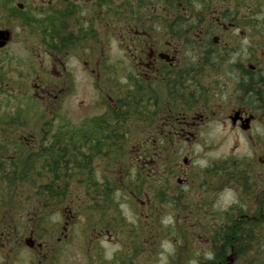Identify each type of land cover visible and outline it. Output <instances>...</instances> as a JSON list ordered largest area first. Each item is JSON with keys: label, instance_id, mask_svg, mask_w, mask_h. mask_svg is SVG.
<instances>
[{"label": "flooded vegetation", "instance_id": "flooded-vegetation-1", "mask_svg": "<svg viewBox=\"0 0 264 264\" xmlns=\"http://www.w3.org/2000/svg\"><path fill=\"white\" fill-rule=\"evenodd\" d=\"M70 60L80 63L88 86L95 81V105L101 110L78 121L66 107L77 90L75 73L66 66ZM106 66L116 69L114 94ZM15 89L51 107L48 113L58 125L103 116L105 127L118 134L110 140L117 154L124 153V138L115 129L145 127L144 137L127 138L139 176L173 192L168 199L178 205L184 190H197L196 203L204 210L200 224L254 223L264 232V0H0V127L4 123L10 133L9 96ZM220 92L237 97L224 117L232 129H259L256 194L242 175L222 177L220 161L195 172L186 159L179 165L159 146L195 142L197 130L220 124L214 99ZM43 140L0 136V159H12L13 141L34 150ZM110 156L115 152L101 159ZM230 190L233 201L217 206L220 194ZM25 217L3 225L0 264H53L52 243L61 238L43 232V218Z\"/></svg>", "mask_w": 264, "mask_h": 264}, {"label": "rangeland", "instance_id": "rangeland-1", "mask_svg": "<svg viewBox=\"0 0 264 264\" xmlns=\"http://www.w3.org/2000/svg\"><path fill=\"white\" fill-rule=\"evenodd\" d=\"M261 5L256 4V8H261ZM256 14L259 15V13ZM19 61L26 62V60ZM14 62H18V60H14ZM66 66L73 69L77 83L75 95L66 100L67 109L69 108L74 113V119L77 121L99 114L101 110L95 105L98 95L94 86L95 81H92V86L87 85L88 79L81 71L82 68L78 61L70 60L68 63L66 62ZM92 67H96V65L93 64ZM14 72L17 71L14 70ZM106 72L108 77L111 74L110 78L112 79H108V82L111 84L114 94L117 92L118 83L115 75L116 69L106 66ZM16 76L19 77V74L14 73L13 78L15 79ZM94 79L93 77L92 80ZM17 89L13 90L12 95L9 96L12 98L10 100L11 108L26 107L27 111L21 112V114L24 119H28L27 122L35 131L39 129L40 126L37 122L40 121H48L52 125L57 124L54 119H51L53 116L48 113V111H52L51 107L46 109V106L30 102L32 95L28 98L24 97L26 101L20 99L23 96L17 98L19 96ZM214 99L220 105L218 107L220 124L209 125L197 130L198 138L195 142L161 144L159 146L163 149L164 156L166 153L169 154V157L176 160L179 165L183 164V159H186L188 169L195 172H200L209 164H216L220 161L222 177L232 176V174L236 177L242 175L245 177L244 184H248L252 188L253 194L254 192L256 194L255 186L252 184L255 180L256 184L260 185L258 173L260 170V161L258 160L260 147L257 144L259 143V134L256 131L259 129H251L252 132L232 129L224 117L229 109L236 104L237 97L220 92ZM209 106L211 107V105ZM30 114L32 117L29 116ZM73 126L76 127L77 124ZM26 129L27 127L24 130L28 131ZM120 131L122 136H126L130 140L133 135L144 137L148 129L145 127L135 129L125 125ZM249 135L253 136L255 143L250 140ZM129 147L131 150V146ZM105 152L108 151L105 149ZM110 158L112 157L110 156ZM97 161L101 162L99 159ZM117 163L120 167L123 166L122 175H117L115 180L109 178L111 182H114L113 194L110 195V199L116 204L117 210L109 211L103 218L102 215L99 216L93 212L87 219L88 211L86 212L83 205L88 203L83 196L77 200L78 203L68 202L58 208L56 204H53L57 201L52 200L50 206L43 207L41 212L44 211L46 214L45 220L46 224L48 223L47 226L45 225V229L48 230L45 231L54 234L55 238H61L57 243L52 241L55 246V258L51 259L50 257L53 264H183V262L196 264L199 259L204 261L210 259L212 257L210 238L199 233V226L202 223L200 224L197 218L204 210L196 203L197 190L193 192L184 190V198L180 199V205H178L168 199L169 196L174 195L173 192H165L164 187H154L152 180L147 179L148 177L146 178L145 175L139 176L135 172L133 185H129L127 180L129 174L124 172L123 162L118 161ZM96 165H98L97 162ZM122 178L123 183L119 182ZM173 185H175L174 181ZM80 186L76 184V188L82 189ZM153 188H157L156 196ZM76 193L77 191L74 192V194ZM234 194L233 190L222 192L216 201L217 206L229 205L234 199ZM11 197L13 199L9 198L8 202L0 203V211L2 210L0 220L3 217V221L6 222L19 216L26 218L25 216L31 214V208L27 207L29 204H21L23 198L27 200L25 191L15 190ZM30 216H36V214ZM115 218L119 220L120 230L118 231L109 227L113 226ZM101 222L104 223V227ZM63 235L66 237L64 238ZM50 248L54 247L50 246ZM229 258L230 264H239L232 255Z\"/></svg>", "mask_w": 264, "mask_h": 264}, {"label": "trees", "instance_id": "trees-1", "mask_svg": "<svg viewBox=\"0 0 264 264\" xmlns=\"http://www.w3.org/2000/svg\"><path fill=\"white\" fill-rule=\"evenodd\" d=\"M20 97L22 96H17V98ZM20 99L26 101L24 97ZM29 101L38 103L33 98ZM26 111V107L13 108L11 133L3 123L0 127V136L8 137L10 134L13 138L36 136L44 140L39 148L34 150L27 149L23 143L13 141L12 159H0V168L2 171H7V175H4L2 171L0 173V190H2L0 203L4 204L9 201V198L13 199L11 196L15 190L25 191L27 200L23 198L21 204H29L27 207L32 210L27 217L44 219L40 221L44 233H47L48 229H45V225L47 226L48 223L46 224L45 220L46 214L41 211L43 207L50 206L52 200H56L57 202L53 204L60 207L68 202L78 203L77 200L83 196L88 203L83 205L86 212L88 211L87 219L93 212L99 216L102 215L103 218L109 211L117 210L116 204L110 199L114 182L109 180V178L115 180L117 175H122L123 166L120 167L117 162H123L124 172L129 174L127 177L129 185H133L136 172L135 161L129 151L131 144L127 137L123 136L124 153L117 154V150H111L116 149V146L111 144L110 140L118 134H113L109 128L105 127L103 116L79 123L76 127L65 123L52 125L48 121H42L43 124L39 125V129L35 131L27 122L28 119H24L21 114ZM29 116L32 117L31 114ZM26 127L28 131L24 130ZM116 131L119 132L115 129ZM91 138L94 141H91ZM105 149L108 152H115V157L102 160L101 155ZM4 154L8 152L4 151ZM96 162L98 165L95 166ZM6 163H9V166L5 167ZM104 168L107 170L104 171ZM123 175L125 177L124 173ZM119 182L123 183V178ZM76 184L81 185L82 189L76 188ZM75 191H77L76 194H74ZM0 212L2 213V210ZM35 214L36 216H30ZM115 220L113 226L109 227L118 231L120 230L119 220L117 218ZM3 225L5 222L2 217L0 232L3 231ZM101 225L105 226L103 222ZM258 226V232L253 231ZM251 228L252 231L249 230ZM199 231L200 234L209 236L212 257L205 261L199 259L196 264H230L231 255L236 257L239 264H264V232H261L260 224L253 223L251 226L239 223L235 225L202 224L199 226ZM248 234L250 238H246Z\"/></svg>", "mask_w": 264, "mask_h": 264}]
</instances>
